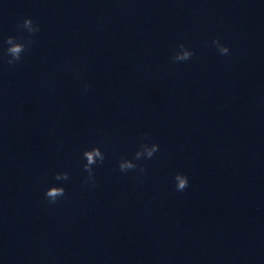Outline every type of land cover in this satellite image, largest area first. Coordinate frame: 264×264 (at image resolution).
<instances>
[{"label": "clouds", "instance_id": "clouds-1", "mask_svg": "<svg viewBox=\"0 0 264 264\" xmlns=\"http://www.w3.org/2000/svg\"><path fill=\"white\" fill-rule=\"evenodd\" d=\"M17 30L26 32V36L16 37L7 36L4 38L3 43L7 46L5 48L4 56L0 59L9 66H15L19 63L23 55L28 52L35 43L36 35L41 31L39 23L35 22L31 17L23 18L22 22L17 24ZM212 45L216 48L217 52L222 56L230 54V48L221 43L219 38H214L211 41ZM195 55L194 51L186 47L184 43L177 45V50L170 57L171 62L180 63L189 61ZM78 71V70H77ZM90 85L85 83L83 90L88 91ZM144 140L139 144L138 149L135 151L131 159L123 158L118 162V168L121 173L129 171H137L140 174L146 173V168L139 165L137 161L143 159H151L158 151L159 145L156 143H148L149 134L144 133ZM82 158L85 163L83 170L87 174L83 179L84 185L95 186V166H102L106 155L99 146L85 149L82 153ZM70 179V174L67 171H58L54 174V180L57 182H67ZM175 188L177 191L182 192L189 186L188 177L183 173H176L173 177ZM45 199L50 204H56L62 197H66V190L62 183L53 184L45 190Z\"/></svg>", "mask_w": 264, "mask_h": 264}]
</instances>
